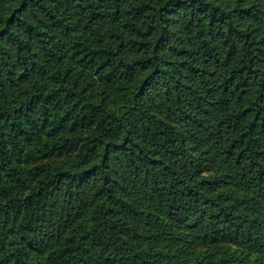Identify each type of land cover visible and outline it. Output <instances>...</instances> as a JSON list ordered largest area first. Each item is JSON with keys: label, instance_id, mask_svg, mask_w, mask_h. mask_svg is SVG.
Listing matches in <instances>:
<instances>
[{"label": "trees", "instance_id": "1", "mask_svg": "<svg viewBox=\"0 0 264 264\" xmlns=\"http://www.w3.org/2000/svg\"><path fill=\"white\" fill-rule=\"evenodd\" d=\"M0 264H264V0H0Z\"/></svg>", "mask_w": 264, "mask_h": 264}]
</instances>
